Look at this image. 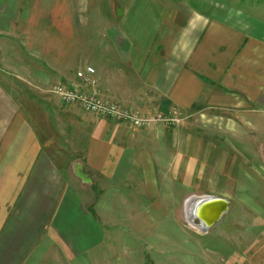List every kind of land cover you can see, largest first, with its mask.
Listing matches in <instances>:
<instances>
[{
	"label": "crops",
	"instance_id": "obj_1",
	"mask_svg": "<svg viewBox=\"0 0 264 264\" xmlns=\"http://www.w3.org/2000/svg\"><path fill=\"white\" fill-rule=\"evenodd\" d=\"M236 2L0 0V264H97L111 227L185 211L211 151L261 147L264 0ZM87 66L101 97L182 122L138 128L50 91H89Z\"/></svg>",
	"mask_w": 264,
	"mask_h": 264
},
{
	"label": "rangeland",
	"instance_id": "obj_2",
	"mask_svg": "<svg viewBox=\"0 0 264 264\" xmlns=\"http://www.w3.org/2000/svg\"><path fill=\"white\" fill-rule=\"evenodd\" d=\"M227 1L239 5L236 1L244 0ZM88 23L81 20L79 36L80 55L86 60L90 55ZM56 85L51 86L52 93ZM178 116L180 120L170 126L182 122ZM260 146L251 151L230 146L227 164L217 163L213 151L203 163L199 161L197 166L207 171L194 194L212 190L218 193L211 194L229 203L214 224L197 228L190 225L183 207L174 212L173 207L161 205V211L154 213L159 218L156 226L140 228L138 236L122 237L119 226L111 227L97 253V264H264V140ZM195 222L201 224L197 217Z\"/></svg>",
	"mask_w": 264,
	"mask_h": 264
},
{
	"label": "built area",
	"instance_id": "obj_3",
	"mask_svg": "<svg viewBox=\"0 0 264 264\" xmlns=\"http://www.w3.org/2000/svg\"><path fill=\"white\" fill-rule=\"evenodd\" d=\"M95 69L87 66L77 71V77L88 87L89 91H79L63 83L55 86L53 92L58 95L66 104L78 102L87 111L115 121L128 122L138 128L148 127L156 123L167 125L175 124L180 119L173 112L143 114L136 109L126 107L120 102L112 101L100 96L95 79Z\"/></svg>",
	"mask_w": 264,
	"mask_h": 264
},
{
	"label": "bare ground",
	"instance_id": "obj_4",
	"mask_svg": "<svg viewBox=\"0 0 264 264\" xmlns=\"http://www.w3.org/2000/svg\"><path fill=\"white\" fill-rule=\"evenodd\" d=\"M80 164L76 165V170L78 175L83 177L86 181H90L88 175L79 167ZM226 206V200L219 199L214 195H199V196H191L188 198L187 203L185 205V213L186 217L192 226L202 227L203 223L198 224L195 222L196 217L194 213H198L205 218L208 222H213L215 218L218 217L220 212ZM201 221V220H200Z\"/></svg>",
	"mask_w": 264,
	"mask_h": 264
},
{
	"label": "water",
	"instance_id": "obj_5",
	"mask_svg": "<svg viewBox=\"0 0 264 264\" xmlns=\"http://www.w3.org/2000/svg\"><path fill=\"white\" fill-rule=\"evenodd\" d=\"M218 198L219 199H222L220 197H218ZM223 200H226V199H223ZM227 205H228V201L226 200V206H225V208L222 209V211L220 212V214L218 215V217L215 218V220L212 223L211 222H208L207 220H205V218H202V216L200 214H198V213H194V216L197 217V218H199L201 220V222L203 223L202 224L203 225V228H207L210 225L214 224L216 221H218L222 217L223 213L227 210Z\"/></svg>",
	"mask_w": 264,
	"mask_h": 264
}]
</instances>
